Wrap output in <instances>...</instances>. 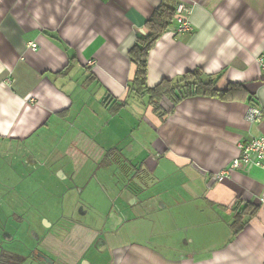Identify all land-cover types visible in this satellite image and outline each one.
I'll return each mask as SVG.
<instances>
[{"label":"crops","instance_id":"1","mask_svg":"<svg viewBox=\"0 0 264 264\" xmlns=\"http://www.w3.org/2000/svg\"><path fill=\"white\" fill-rule=\"evenodd\" d=\"M178 2L190 8L191 30L167 29L156 40L147 85L199 67L205 80L219 76L218 89L239 83L248 97L196 95L175 105L163 98L161 120L138 97L144 134H133L130 123L116 122L129 108L135 66L128 50L147 33L160 0H0V212L13 222L0 236L39 238L48 264H264V169L215 178L240 143L264 136V74L256 61L264 0ZM250 105L261 110L259 121L247 120ZM70 128L69 149H34L36 136L44 143L58 134L51 138L58 142ZM31 175L48 181L43 209L28 201ZM80 202L88 207L79 218L72 212ZM246 204L258 211L234 234V214ZM26 205L37 217L23 212ZM109 215L108 223L120 222L112 231L103 229Z\"/></svg>","mask_w":264,"mask_h":264},{"label":"trees","instance_id":"2","mask_svg":"<svg viewBox=\"0 0 264 264\" xmlns=\"http://www.w3.org/2000/svg\"><path fill=\"white\" fill-rule=\"evenodd\" d=\"M177 3L178 0H160L158 6L155 7L144 23L147 33L145 35H137L133 45L128 50V57L134 64L135 71L128 84L129 89L127 97L129 94H135L139 98H147V105L152 107V111L160 120L166 113L160 106V101L163 98L168 99L172 105H175L187 97L196 95L212 96L222 100H234L248 97L245 87L239 83L228 84L226 88L218 89L216 83L219 76H211L205 80L203 71L199 67L183 73L175 81L163 78L153 87L147 85L148 52L153 47L156 40L167 31L168 26L173 23ZM67 67L68 65H66L64 69ZM58 73H61V71ZM126 99L120 103H114V105L110 107V110L116 112L124 107L126 105ZM65 114V110L57 113L60 117H63ZM257 211V206L246 204L239 211L235 212L234 220L231 224L233 233L237 234L247 223V220L254 216Z\"/></svg>","mask_w":264,"mask_h":264},{"label":"rangeland","instance_id":"3","mask_svg":"<svg viewBox=\"0 0 264 264\" xmlns=\"http://www.w3.org/2000/svg\"><path fill=\"white\" fill-rule=\"evenodd\" d=\"M95 91H97V90H95ZM98 92V91H97ZM128 98V101H127V103H128V109H126L125 111H122L121 112V114H120V116L119 117H117L116 118V122H120L121 124H122V121H124V122H127V123H130V128H131V130L133 129V134H137V132L139 131V132H141V134H144L141 130H142V124H143V122L141 123V126H140V128H139V130H138V125H140V123H139V121H138V118H136V116L137 115H140V116H143V113H144V108L140 105V103H141V100L135 95V94H129V96L127 97ZM129 112H130V114H131V116H132V118L129 116ZM105 114V112L104 113H102L101 114V116L102 115H104ZM134 115V116H133ZM118 122V123H119ZM148 129V131H150L149 130V128L147 127L146 128V130ZM134 130H136V131H134ZM122 132H124L123 130H121ZM148 131H146V133H145V136H147L150 132H148ZM120 133V134H128V133ZM118 133V132H117ZM74 134V128H70L69 129V133H68V136H66V139L64 140V139H60V138H58V142H56V140L57 139H51V138H55L56 136H58V134H53V135H51L44 143L42 142V139H43V136H36V139L37 138H40V140H35V143H36V145L34 146V149L35 150H37V151H39L41 148H43V149H46V152H47V149L49 148V150H48V152H50L52 149H53V146L54 145H58V147H57V149H56V151L58 152V153H60V152H62L63 150H64V148L66 147L67 149H69L68 148V146H69V140L71 139V135H73ZM62 136V135H61ZM35 137V136H34ZM67 138H69L68 140H67ZM73 138V137H72ZM67 140V141H66ZM39 143V144H38ZM57 153V154H58ZM49 156L50 157H52V154L50 153L49 154ZM36 176H38V175H36ZM36 176H34V175H31V177H29V180H31L30 181V183H29V197H28V201L29 202H34V203H43L46 199H45V197L47 198V196L45 195L46 193V191H48L46 188H45V185L48 183V181H46V182H42V181H40L41 183H38V182H36L35 180H34V178H37ZM34 177V178H33ZM39 178H40V176H38ZM27 179H28V177H26ZM32 179H33V181H32ZM13 182V184H15V186L17 185L18 186V184H16V183H14V180L12 181ZM33 185H35V186H33ZM20 186V185H19ZM58 187H59V184L57 185ZM63 186H64V184H60V188H63ZM73 193H76V195H80V193H79V189L77 188V189H74L73 190ZM53 197V196H52ZM89 198H90V196H89ZM54 199V198H53ZM91 199V198H90ZM22 201V200H21ZM65 203H66V201L62 198V206L64 207V205H65ZM44 204H46V203H44ZM79 204H82V202H80ZM41 206V208L43 209V208H45L46 206L44 205L43 206V204L42 205H40ZM77 205H76V207H75V211H73L72 213L73 214H76V209H77ZM84 207H88L87 205H84ZM47 209V208H46ZM5 210V209H4ZM41 212H42V210H40ZM23 212L25 213V214H28V216L30 217V218H32L33 217V214H34V217H37L36 216V212H34V209H33V207L32 206H30V205H26V206H24V210H23ZM46 213V212H45ZM64 213L66 214V213H69L68 212V210H66V209H64ZM9 215H10V213H9ZM68 215V214H67ZM2 218H6V216H4V214H2L1 212H0V234H1V231H3V227L2 226H7V227H9V226H11L12 224H13V222H12V219L11 218H9V220L7 221H4V220H1ZM37 220V219H36ZM15 225H16V223H15ZM13 226V225H12ZM20 227H21V223H20V225H19ZM22 228V227H21ZM7 230V229H6ZM11 233L14 235V236H16L17 234H15V232L14 231H11ZM18 236V235H17ZM0 238H1V236H0ZM11 247V246H10Z\"/></svg>","mask_w":264,"mask_h":264},{"label":"built area","instance_id":"4","mask_svg":"<svg viewBox=\"0 0 264 264\" xmlns=\"http://www.w3.org/2000/svg\"><path fill=\"white\" fill-rule=\"evenodd\" d=\"M190 8L184 2H178L175 7L174 23L168 26L174 34L191 30V23L188 18ZM32 49L35 44L30 45ZM256 61L260 65L264 74V49L256 56ZM246 118L250 122L259 121L262 118L261 110L250 105L246 112ZM259 167L264 169V136L253 137L248 141L239 144V155L232 159L228 167L215 174L217 180H221L228 175L230 170L240 167Z\"/></svg>","mask_w":264,"mask_h":264},{"label":"flooded vegetation","instance_id":"5","mask_svg":"<svg viewBox=\"0 0 264 264\" xmlns=\"http://www.w3.org/2000/svg\"><path fill=\"white\" fill-rule=\"evenodd\" d=\"M40 150H42V148ZM78 189H79V193L81 194V189L80 188ZM77 206L78 207L76 209L77 211L76 216L80 218L82 217V213L85 212L83 209L86 208H84L82 204H78ZM110 217L111 215H109L108 219H110ZM107 221H105V223ZM63 225H65V223H61L62 227H64ZM104 225H103V229H104ZM13 239H8L7 235L5 234L4 236H1L0 264H20L22 260L25 259H27V264H48V260L42 257V255H40L41 253H39L38 250V245L40 240L39 238H34L28 235L27 240L23 239L22 237L13 238ZM13 242L15 243L13 244Z\"/></svg>","mask_w":264,"mask_h":264},{"label":"water","instance_id":"6","mask_svg":"<svg viewBox=\"0 0 264 264\" xmlns=\"http://www.w3.org/2000/svg\"><path fill=\"white\" fill-rule=\"evenodd\" d=\"M109 222V219H108V221L105 223V225H104V230H106V231H112V230H114L115 229V227L120 223V222H117V223H108Z\"/></svg>","mask_w":264,"mask_h":264}]
</instances>
